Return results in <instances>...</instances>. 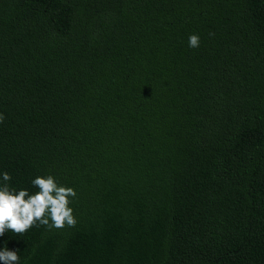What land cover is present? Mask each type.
<instances>
[{
	"label": "trees",
	"instance_id": "trees-1",
	"mask_svg": "<svg viewBox=\"0 0 264 264\" xmlns=\"http://www.w3.org/2000/svg\"><path fill=\"white\" fill-rule=\"evenodd\" d=\"M0 113L10 186L76 192L20 264H264V0H0Z\"/></svg>",
	"mask_w": 264,
	"mask_h": 264
},
{
	"label": "clouds",
	"instance_id": "clouds-1",
	"mask_svg": "<svg viewBox=\"0 0 264 264\" xmlns=\"http://www.w3.org/2000/svg\"><path fill=\"white\" fill-rule=\"evenodd\" d=\"M188 45L193 49L198 48L199 35H190ZM4 119L0 113V123ZM11 180L9 173H0V237L9 231L22 236L37 226H45L48 230L76 226L77 219L70 206L76 197L72 187L61 185L56 177L48 174L31 181L38 191L30 193L28 189L10 186L8 182ZM0 264H20L19 250H9L5 246L0 250Z\"/></svg>",
	"mask_w": 264,
	"mask_h": 264
}]
</instances>
